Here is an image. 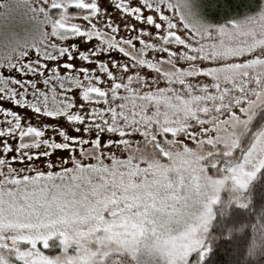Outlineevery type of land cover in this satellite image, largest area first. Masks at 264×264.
I'll use <instances>...</instances> for the list:
<instances>
[{
  "label": "snow or ice",
  "instance_id": "6c2138e0",
  "mask_svg": "<svg viewBox=\"0 0 264 264\" xmlns=\"http://www.w3.org/2000/svg\"><path fill=\"white\" fill-rule=\"evenodd\" d=\"M0 264H264V0H0Z\"/></svg>",
  "mask_w": 264,
  "mask_h": 264
},
{
  "label": "rangeland",
  "instance_id": "374dc122",
  "mask_svg": "<svg viewBox=\"0 0 264 264\" xmlns=\"http://www.w3.org/2000/svg\"><path fill=\"white\" fill-rule=\"evenodd\" d=\"M50 243L55 244L56 242H55V241H52V242H50Z\"/></svg>",
  "mask_w": 264,
  "mask_h": 264
}]
</instances>
